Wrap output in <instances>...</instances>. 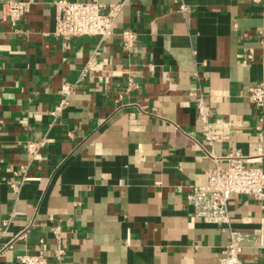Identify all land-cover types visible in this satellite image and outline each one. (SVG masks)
<instances>
[{"label": "crops", "instance_id": "crops-1", "mask_svg": "<svg viewBox=\"0 0 264 264\" xmlns=\"http://www.w3.org/2000/svg\"><path fill=\"white\" fill-rule=\"evenodd\" d=\"M5 1L0 264L39 252L47 264H219L228 228L193 217L187 195L207 182L209 149L264 171V105L249 99L264 85V0H96L121 3L113 33L69 39L52 33L57 0H20L14 22ZM122 29L136 34L129 49ZM64 82L75 88L57 111ZM197 91L210 119L239 123L212 147ZM228 211L231 228L260 231L264 202L233 194ZM241 257L264 264V248L245 242Z\"/></svg>", "mask_w": 264, "mask_h": 264}, {"label": "built area", "instance_id": "built-area-1", "mask_svg": "<svg viewBox=\"0 0 264 264\" xmlns=\"http://www.w3.org/2000/svg\"><path fill=\"white\" fill-rule=\"evenodd\" d=\"M180 1V0H178ZM257 3L261 0H252ZM26 2L6 0L3 5L4 14H8L14 22L26 9ZM121 3L102 4L96 0H57L54 3L55 23L53 35L62 39L83 35H99L106 37L113 33L114 22L120 10ZM179 9L187 11V6L180 2ZM122 45L129 49L136 42V34L132 29H122L119 32ZM75 88L74 83L64 82L60 93L63 95L56 110H61L68 102V96ZM195 103L197 119L200 121V132L204 145L212 147L215 142L228 138L230 130L238 128L239 123L232 118L210 119V108L204 96L199 91L191 92ZM249 99L256 107L264 105V85L262 83L251 87ZM37 144L29 145L33 157L36 156ZM214 165L207 171L205 185H190L187 203L192 206V216L205 221L216 223L222 228H228L229 240L219 259V264H246L242 259L245 242H256L264 248V219L258 233L239 230L230 227L231 218L228 202L233 194H249L259 203L264 202V171L259 166L248 165L250 160L235 150L224 156L217 157L211 149L206 150ZM56 255L63 253L57 246ZM21 264H47L42 252L37 254H22L17 257Z\"/></svg>", "mask_w": 264, "mask_h": 264}]
</instances>
